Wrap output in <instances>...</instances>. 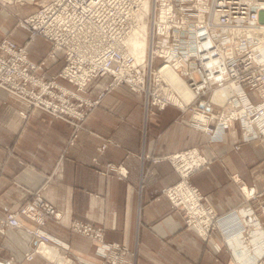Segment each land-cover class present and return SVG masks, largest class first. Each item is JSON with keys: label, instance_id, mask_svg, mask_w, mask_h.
I'll return each mask as SVG.
<instances>
[{"label": "built area", "instance_id": "2783aa9c", "mask_svg": "<svg viewBox=\"0 0 264 264\" xmlns=\"http://www.w3.org/2000/svg\"><path fill=\"white\" fill-rule=\"evenodd\" d=\"M2 1L36 6L17 18L16 24L29 31L23 42L11 39L9 32L0 38V87L26 105L18 111L22 118L36 107L65 120L73 127L72 143L100 97L125 84L143 95L146 116L158 117L166 106L178 108L179 123L205 134L209 145L225 141L236 124L242 142H264V0ZM38 35L49 42V49L35 61L28 57V46ZM139 39L145 43L140 59L131 47ZM59 60L55 76H48V68ZM106 76L109 81L96 98L85 95ZM172 78L185 85L184 92L190 91L188 99ZM108 142L98 149L104 151ZM239 147L240 142L234 145ZM148 158L152 163L167 160L175 168L178 180L160 195L182 209L185 224L214 253L223 249L229 254L225 262L216 258L219 264H264V187L256 190L234 177L242 200L229 213L218 214L189 181L192 172L211 162L198 148ZM106 168L119 179L128 175L122 163H107ZM42 189L1 218L2 231L17 228L30 236L24 253L28 261L41 255L38 246L57 248L64 257L70 254L43 229L47 221L62 223L63 213ZM68 228L97 243L98 264H137L126 245L104 239L103 226L73 219Z\"/></svg>", "mask_w": 264, "mask_h": 264}, {"label": "crops", "instance_id": "0c3cea01", "mask_svg": "<svg viewBox=\"0 0 264 264\" xmlns=\"http://www.w3.org/2000/svg\"><path fill=\"white\" fill-rule=\"evenodd\" d=\"M9 7L23 11L22 15L35 9ZM15 21L0 9V38L9 32L11 39L21 43L29 31L15 26ZM48 49L49 42L35 36L28 57L39 60ZM61 65V60L52 64L47 75L55 76ZM57 81L72 86L60 78ZM107 81L103 77L85 95L96 98ZM25 108L0 87V219L43 188L44 197L63 213L62 223L47 221L43 229L68 248L77 264H98L100 256L96 242L68 228L73 219L103 226L104 239L126 245L138 264L227 261L226 251L214 253L209 242L185 224L182 209L160 195L163 187L178 180L175 168L167 160L152 163L148 156L198 148L211 163L192 172L189 181L206 205L226 214L242 200L234 177L256 190L264 187V144L242 142L235 126L225 141L209 145L205 134L175 122L179 112L173 106L164 107L158 117L146 116L143 96L125 84L100 97L72 143L73 127L68 122L36 107L24 119L18 111ZM104 140L111 142L100 151ZM236 142L241 145L235 150ZM107 163H122L127 177L106 173ZM1 235L0 247L8 255L20 259L28 250L30 237L24 231L6 228ZM213 238L218 240L217 234Z\"/></svg>", "mask_w": 264, "mask_h": 264}, {"label": "rangeland", "instance_id": "374dc122", "mask_svg": "<svg viewBox=\"0 0 264 264\" xmlns=\"http://www.w3.org/2000/svg\"><path fill=\"white\" fill-rule=\"evenodd\" d=\"M0 2H2L3 4H2V6L0 7V9H2V10H4V7L3 6H7L8 8H11V10H13V11H15V12H17V15L15 16V15H13V14H11L10 13V15H12V16H14L15 17V19H16V21H15V26H19V25H17L16 23H17V18L18 17H20V16H23L22 15V12L23 11H20L19 12V10L18 9H15V8H13V7H9V6H14L15 4H12V5H7V4H5L2 0H0ZM17 6V5H16ZM32 6V7H31ZM18 8H23V9H36V6L35 5H33V4H27L25 7H19L18 6ZM34 9V10H35ZM32 12V11H31ZM30 13V12H29ZM28 14V13H27ZM48 51V50H47ZM46 54V53H45ZM44 54V55H45ZM43 55V56H44ZM42 57V56H41ZM107 78H108V81H109V76H106ZM107 81V82H108ZM69 87H71V86H69ZM142 95V94H141ZM143 96V95H142ZM144 98V97H143ZM177 110H178V112H179V109L177 108ZM161 111V110H160ZM160 111H158V114H159V112ZM178 116H179V113H178V115L176 116V118H175V122H179V119H178ZM235 126H237V128H238V131H239V136H240V128H239V125L238 124H236ZM250 142H257V143H259V144H264V142H262V141H260V140H253V141H250ZM235 144H238V142H236V143H234L233 144V148H234V145ZM241 145V144H240ZM213 147H211V149H212ZM240 148V147H239ZM238 148V149H239ZM235 149V148H234ZM236 150V149H235ZM211 163V162H210ZM210 165V164H209ZM5 227H3V231H2V226H1V219H0V236H2L1 234H3L4 233V231H5ZM29 236V235H28ZM30 237V236H29ZM1 238V237H0ZM31 239V238H30ZM29 248H30V246H29ZM28 248V249H29ZM25 252H27V250L25 251ZM25 252H23V255H22V257L19 259V258H17V257H14V256H11V255H8V252L7 251H5V250H3V248L1 249V247H0V262H3L4 264H54L53 262H51V261H48L49 259H47V257H45V256H43V253H41V255H36L35 256V260L34 259H32V260H30V261H28V260H25V258H24V253ZM65 252H60V255L61 256H63L64 257V254ZM68 254V256H65L67 259H70L71 260V264H77V263H75V262H77V260H75V258H74V256L70 253H67ZM72 255V256H71ZM100 259V258H99ZM34 260V261H33ZM10 261H12V262H10ZM23 261H25V262H23ZM138 264V263H137Z\"/></svg>", "mask_w": 264, "mask_h": 264}, {"label": "bare ground", "instance_id": "6f19581e", "mask_svg": "<svg viewBox=\"0 0 264 264\" xmlns=\"http://www.w3.org/2000/svg\"><path fill=\"white\" fill-rule=\"evenodd\" d=\"M144 39H139V40H135L132 42L131 47L133 48V51L136 53V57L138 59L141 58L142 53H143V46H144ZM172 85L173 86H178V92L180 91L181 93L184 92V88L182 89L181 87L185 86V85H176V81L174 80V78L171 79ZM188 92H190L189 90H186ZM184 92L183 97L185 99H188L190 97L188 92ZM216 97H221L220 93H216ZM164 103V102H161ZM38 251L39 253H43V256L47 257V259H49L48 261L53 262L54 264H71V260L67 259L63 256L60 255V252L57 248H53L51 246H38ZM0 264H4L3 262H0Z\"/></svg>", "mask_w": 264, "mask_h": 264}]
</instances>
